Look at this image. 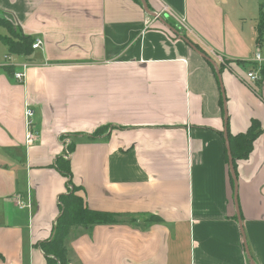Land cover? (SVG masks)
<instances>
[{"label": "crops", "instance_id": "obj_1", "mask_svg": "<svg viewBox=\"0 0 264 264\" xmlns=\"http://www.w3.org/2000/svg\"><path fill=\"white\" fill-rule=\"evenodd\" d=\"M228 2L0 0V15L41 38L26 55L0 40V264H48L38 243L73 189L126 221L69 228L66 264H264V131L236 159V187L226 146L251 119L264 127V77L243 65L264 44L258 17L246 26Z\"/></svg>", "mask_w": 264, "mask_h": 264}, {"label": "trees", "instance_id": "obj_2", "mask_svg": "<svg viewBox=\"0 0 264 264\" xmlns=\"http://www.w3.org/2000/svg\"><path fill=\"white\" fill-rule=\"evenodd\" d=\"M264 4L261 5L258 19L256 24L257 36L255 38V44L259 48L264 44ZM0 26H3L8 31V35H1L0 40L6 45L7 53L26 55L32 50V43L34 38L30 35H22L15 24L9 19L0 15ZM196 47L199 46L196 44ZM200 49V48H199ZM202 51V50H201ZM256 65L253 62L251 68H255ZM8 75L12 74L11 66L4 67ZM260 79L256 82L259 83L264 77V62L261 65L259 71ZM222 102V100H221ZM101 130H98L92 134H81L79 137L88 140L94 139ZM264 131V127H261L260 123L256 119H251L250 125L244 132L235 133V135L228 134L229 148L232 154V164L236 172V159H245L251 152L253 140L259 133ZM78 134H74L77 136ZM73 137V136H72ZM74 144V142H73ZM73 144L68 145V150L72 149ZM62 160V162H61ZM227 160V155H226ZM58 166V170H61L64 176L67 177V183L70 184L71 172L69 170V159L59 157L55 160ZM58 208L59 216L56 218L54 225L52 226L51 236L46 240L39 242L42 249L45 260L48 264H66L67 248L64 244V238L69 228L72 226H81L90 229L95 224H117L126 221L121 213H115L111 211H100L95 209H89L84 202V199L79 194L75 193V190L67 191L58 196ZM157 215L150 214L146 218L148 222L158 220Z\"/></svg>", "mask_w": 264, "mask_h": 264}, {"label": "built area", "instance_id": "obj_3", "mask_svg": "<svg viewBox=\"0 0 264 264\" xmlns=\"http://www.w3.org/2000/svg\"><path fill=\"white\" fill-rule=\"evenodd\" d=\"M167 7H165L164 9L166 10ZM41 45V38H36L34 39L33 43H32V49L38 48ZM252 61H254L256 67L255 68H250L248 69V71L246 72L247 79L256 82L258 79L261 78V76H259V69L261 67V65L264 62V57L261 56V53L259 50H257L254 54V57L252 59ZM26 64H21V70H15L13 72V78L18 81V82H22L25 78V70H26ZM24 116H25V127H26V134H25V142H27V144L32 143V141L35 139L36 136V131L34 130L33 127V111L31 108H25L24 111ZM67 141V140H65ZM67 154V153H66ZM67 156V155H65ZM14 201L17 202L19 208H29L30 207V203L28 200H24L23 198H21L20 194H17L16 197L14 198Z\"/></svg>", "mask_w": 264, "mask_h": 264}, {"label": "rangeland", "instance_id": "obj_4", "mask_svg": "<svg viewBox=\"0 0 264 264\" xmlns=\"http://www.w3.org/2000/svg\"><path fill=\"white\" fill-rule=\"evenodd\" d=\"M262 4H264V0H229L227 6L231 7V15L242 16V18H246L245 22L247 26V24L251 22V17H258L257 14L259 13L258 11L260 10ZM4 28H0L4 33L1 35H8V31L6 30V28ZM259 51L261 53V56L264 57V55H262L264 53V48ZM252 64L253 61L251 60L245 61L243 63V65L246 67L245 69H249L248 67H251Z\"/></svg>", "mask_w": 264, "mask_h": 264}, {"label": "water", "instance_id": "obj_5", "mask_svg": "<svg viewBox=\"0 0 264 264\" xmlns=\"http://www.w3.org/2000/svg\"><path fill=\"white\" fill-rule=\"evenodd\" d=\"M163 18L167 20V22L169 23V25L174 23V19H172L169 15L167 14H163ZM191 47L194 48L198 53H200L202 56L204 55V53H202L198 48H196L193 44H191ZM209 59V58H208ZM210 60V59H209ZM226 136V135H225ZM226 146H227V150H228V165L230 166V173H231V177L234 180L235 183V187H236V180H235V170H234V166L232 165V156H231V152L229 150V144H228V137L226 136ZM251 259V258H250ZM251 264H255L253 261H251Z\"/></svg>", "mask_w": 264, "mask_h": 264}]
</instances>
